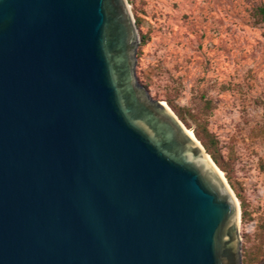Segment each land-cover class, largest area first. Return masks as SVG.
I'll return each instance as SVG.
<instances>
[{"label":"water","instance_id":"1","mask_svg":"<svg viewBox=\"0 0 264 264\" xmlns=\"http://www.w3.org/2000/svg\"><path fill=\"white\" fill-rule=\"evenodd\" d=\"M138 45L127 0H0V264H243L240 205Z\"/></svg>","mask_w":264,"mask_h":264},{"label":"rangeland","instance_id":"2","mask_svg":"<svg viewBox=\"0 0 264 264\" xmlns=\"http://www.w3.org/2000/svg\"><path fill=\"white\" fill-rule=\"evenodd\" d=\"M127 1L139 21L136 77L152 98L179 107L185 119L171 110L193 134L192 115L205 120L218 141L225 170L219 169L247 209V219L240 217L242 259L258 264L264 260V22L256 8L264 0Z\"/></svg>","mask_w":264,"mask_h":264},{"label":"trees","instance_id":"3","mask_svg":"<svg viewBox=\"0 0 264 264\" xmlns=\"http://www.w3.org/2000/svg\"><path fill=\"white\" fill-rule=\"evenodd\" d=\"M256 12H257V14L259 16V19L262 22H264V3L256 8ZM135 23H136V26L138 27L139 26L138 19H135ZM140 42L141 43L145 42V36H141L140 37ZM167 103H168L169 107H171V109L179 116V118L185 119V117L183 116V113L180 111L181 109L179 107L177 108L169 100H167ZM191 118H192L193 122L195 123V127H194V135H195V137L200 141V143L202 144V146L204 147L206 152L210 155V157L214 161V163L221 170H225V168H224V166L222 165V162H221V155H220V153L218 151V141H217V139L214 136H212L206 130L205 120L203 119L201 121L199 119V115H197V114L192 115ZM227 179H228V182L230 184V180H229L228 177H227ZM231 188L234 190V188L232 186H231ZM235 194H236L237 197H239L238 193L235 192ZM240 209H241L240 217H241V221L243 222V221H245L247 219L248 213H247V209L245 208L244 203H243L242 200H240ZM254 260H255V258L247 256V257H244L242 259V262H243V264H252ZM259 263H260V261L258 262V264Z\"/></svg>","mask_w":264,"mask_h":264},{"label":"bare ground","instance_id":"4","mask_svg":"<svg viewBox=\"0 0 264 264\" xmlns=\"http://www.w3.org/2000/svg\"><path fill=\"white\" fill-rule=\"evenodd\" d=\"M164 103V102H163ZM185 130H186V132L191 136V137H194V135H193V132H192V130H189L188 128H186L185 127ZM197 139V138H196ZM198 140V139H197ZM214 162V161H213ZM215 164V163H214ZM215 166L217 167V169H218V171H219V174L223 177V179L224 180H226V178H225V175L223 174V172L219 169V167L215 164ZM227 181V180H226ZM228 183V182H227ZM229 184V183H228ZM230 186V185H229ZM231 188V187H230ZM232 189V188H231ZM233 191V190H232ZM234 193V192H233ZM234 196H235V200H236V202L237 203H239V200H238V198L236 197V195H235V193H234ZM239 205H240V203H239Z\"/></svg>","mask_w":264,"mask_h":264}]
</instances>
